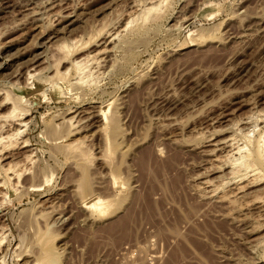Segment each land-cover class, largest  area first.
<instances>
[{"label": "rangeland", "instance_id": "374dc122", "mask_svg": "<svg viewBox=\"0 0 264 264\" xmlns=\"http://www.w3.org/2000/svg\"><path fill=\"white\" fill-rule=\"evenodd\" d=\"M135 1L147 0H0V116L5 97L20 100L31 146L0 155V166L25 170L0 188V264H38L43 248V264H264V180L220 202L245 184L231 165L246 150L213 152L233 133L242 148V135L264 130V0H165L122 31L138 18ZM104 25L119 36L52 57ZM96 52L79 80L71 61ZM31 55L41 60L30 65ZM98 112L113 119L105 135ZM76 142L87 162L62 149ZM78 195L109 203L98 214Z\"/></svg>", "mask_w": 264, "mask_h": 264}, {"label": "bare ground", "instance_id": "6f19581e", "mask_svg": "<svg viewBox=\"0 0 264 264\" xmlns=\"http://www.w3.org/2000/svg\"><path fill=\"white\" fill-rule=\"evenodd\" d=\"M165 0H157V1H153V0H147L146 1V3L145 2H143V6H142V3L140 4V2H137L136 3V1H135V4H134V6H136V5H141V10L139 11V14L137 13V15L136 16H138V18L137 17H135V18H133L134 16L132 15V17H129L128 19H126L127 20V22H125V24H122V25H124V27L121 29L122 31H123V29L124 28H126L127 26L129 27V25H132V23H134V21H136L137 19H139L140 17H141V19L142 20H148V17H149V15H151L152 14V12H154V11H156L157 10V8H158V6H160V4L162 3V2H164ZM131 3H133V2H131ZM139 3V4H138ZM164 4V3H163ZM166 6V5H165ZM140 7V6H139ZM162 7V6H161ZM134 8H136V10H137V7H134ZM162 9V8H161ZM135 11V10H134ZM161 11V10H160ZM137 12H138V10H137ZM155 13V12H154ZM153 13V14H154ZM158 14V13H157ZM129 15V14H128ZM135 15V14H134ZM154 16V15H153ZM157 16V15H156ZM150 18V17H149ZM140 19V20H141ZM139 20V21H140ZM154 20V19H153ZM142 22V21H141ZM105 23V22H104ZM104 23H102V25L104 24ZM145 23V22H144ZM106 24V23H105ZM139 24V23H138ZM42 25V24H41ZM111 25V24H110ZM118 26V25H117ZM121 27V26H120ZM131 27V26H130ZM115 28V27H114ZM113 28V30H116V29H114ZM88 30H90L89 28H88ZM113 30H111V32L109 31V30H107L106 29V26L104 25L103 27H101L99 30H95L96 32L95 33H93L92 31H94V30H91V32H92V34L90 35V33H89V35H88V33H86L87 35H88V37L86 36L85 38H86V40L85 39H83L82 40V38L80 39H73V40H71V41H64V42H62L61 44L59 43L58 45H56V46H53L52 47V50H51V53H52V51H53V53H52V57L53 56H56V60L55 61H61V60H64V59H67L68 58V56H70L71 54H76V53H78L80 50H83V48H85V47H87L88 46V44H90L91 42H93L92 40L94 39H96V38H94L95 36L96 37H99L100 38V36H101V38H102V36H103V38L105 39V41H104V43L103 44H106L107 42H110V41H113V39H116L117 37L116 36H119V35H117L119 32H120V30L119 31H115V32H113ZM124 30H126V29H124ZM129 31V30H128ZM131 31V30H130ZM40 32H42V31H40ZM132 32V31H131ZM43 34V33H42ZM41 35V34H40ZM85 36V35H84ZM116 37V38H115ZM85 40V41H84ZM96 46V45H95ZM81 52V51H80ZM54 54V55H53ZM79 54V53H78ZM100 54V52H96L95 53V55L93 54V55H86L84 58H82V59H76V60H74L73 59V61H71V65H70V67H69V69L71 68L72 70H74L75 72H76V74H77V76H79V80H81L82 79V76L84 75V73H85V71L87 70V68L89 67V66H87V64H90L89 62H91V63H94V62H96L97 61V58H98V56L97 55H99ZM21 55V54H20ZM19 55V56H20ZM36 55V54H35ZM35 55H31L30 56V61H29V59L27 60V62L29 61V64L31 65V64H35V63H37V62H39L40 60H41V58H39V57H37V56H40V55H37V56H35ZM11 56H13V55H11ZM10 56V57H11ZM28 56V55H27ZM16 57H18V55L16 56ZM49 58V57H48ZM55 59V58H54ZM31 62V63H30ZM98 63H99V61H98ZM97 64V63H96ZM95 64V65H96ZM57 65H58V63H57ZM56 65V66H57ZM97 65H99V64H97ZM96 65V66H97ZM33 66V65H32ZM52 66V65H51ZM53 66H55V65H53ZM91 66H93V65H91ZM57 68V67H56ZM98 68V67H97ZM54 69V68H53ZM69 69H67L68 71H69ZM94 70V69H93ZM99 70V69H98ZM65 71V70H64ZM88 71V70H87ZM28 72V71H27ZM65 72H67V71H65ZM70 72V71H69ZM32 73V71H30V73L28 72L27 73V78H34V77H32L33 75L31 74ZM35 73V72H34ZM40 73V72H39ZM38 73V74H39ZM87 73V72H86ZM35 74H37V73H35ZM69 74V73H68ZM88 75H89V71H88V73H87ZM67 75V74H66ZM86 75V74H85ZM84 75V76H85ZM91 75V74H90ZM29 76V77H28ZM54 77H56V78H58L57 80H60L59 79V77L62 79V81H63V78L62 77H64V75L62 74V73H59V71L58 70H55V72H54V75H53ZM83 76V79L84 80H86L85 79V77ZM56 78L54 79L53 77H52V79H54V80H56ZM65 79H67V78H65ZM64 79V80H65ZM77 79H78V77H77ZM82 79V80H83ZM88 79V78H87ZM93 79V78H92ZM91 80V79H90ZM26 82H28V81H26ZM78 82H81V81H78ZM84 82V81H83ZM82 82V83H83ZM87 82V81H86ZM30 83V82H29ZM53 83V82H52ZM54 83H56L55 81H54ZM28 84V83H27ZM78 84V83H77ZM93 84V83H92ZM30 86V85H29ZM28 88V87H27ZM30 88V87H29ZM6 96V95H5ZM10 98H11V96H10ZM16 98V97H15ZM12 99V98H11ZM11 99H9L8 97H5L4 98V101H5V103L6 102H10L9 104H10V111H9V113L8 114H6V117H2V116H0V120H3L4 122L6 121V122H8V119L7 118H12L13 119V121H12V119H11V123H13V127H11V128H8L9 130H7V131H3L1 128H2V126H5V124L3 125V121H2V125H0L1 127H0V155L1 154H5L6 152H8L9 150H13L15 147L17 148V147H20L21 149H27V148H30L31 146L29 145L30 144V142L28 141V139L27 138H20V136L21 135H23L22 134V132L24 131H22L21 129L22 128H24L25 129V127H26V123L27 122H25L24 121V119H23V116L25 117V113H26V111L25 110H23V109H21L22 107H20L19 106V101H18V103H17V100L16 99H14V100H16V101H12ZM8 104V105H9ZM2 105V104H1ZM4 106V105H3ZM24 106V105H23ZM2 108V107H1ZM28 112V111H27ZM262 113H264V112H262ZM261 113V114H262ZM98 114H99V112H98ZM98 114H96L95 113V116L97 115V117L99 118V119H101V120H99V121H101V124H100V127H99V133L101 134H104L105 135V133H106V128H107V125L109 124V123H111L112 121H113V119H110L111 117H107L105 114H102V113H100L99 115ZM113 114V113H112ZM260 114V115H261ZM27 115V114H26ZM257 115V114H256ZM110 116V115H109ZM115 117V116H114ZM256 117V116H255ZM257 117H259V115L257 116ZM2 118V119H1ZM4 118V119H3ZM65 118V117H64ZM92 118H93V116H92ZM248 118V117H247ZM260 119H258V120H256V123H257V121H259L260 120V122L262 121H264V114H262L260 117H259ZM248 119H250V118H248ZM252 119V118H251ZM254 119V118H253ZM257 119V118H256ZM10 120V119H9ZM74 120V117H68V118H66V120H64V121H62L64 124H67V127H68V125H69V128L71 129V127L73 126V124H75V122L73 121ZM76 120V119H75ZM246 120V119H245ZM79 121V120H78ZM253 121V120H252ZM115 122V121H114ZM246 122V121H245ZM79 123V122H78ZM246 123H248V120H247V122ZM255 123V122H254ZM62 124V123H61ZM63 124V125H64ZM113 124V123H112ZM237 124V123H236ZM235 124V125H236ZM241 124V123H240ZM242 124H244L243 122H242ZM263 124H264V122H263ZM110 125V124H109ZM108 125V126H109ZM234 125V126H235ZM238 125V124H237ZM257 125V124H256ZM11 125H9V127H10ZM244 126V125H243ZM261 126V125H260ZM6 127V126H5ZM4 127V128H5ZM66 127V126H65ZM73 127H76V126H73ZM110 127V126H109ZM108 127V128H109ZM112 127H113V125H112ZM259 127V126H258ZM257 127V128H258ZM69 128H67V129H69ZM237 128V127H236ZM241 128V127H240ZM254 128V127H253ZM257 128H256V130H257ZM57 129V128H56ZM61 129V128H60ZM251 129V128H250ZM260 129V128H259ZM76 130V129H75ZM240 130V129H239ZM252 130V129H251ZM68 131V130H67ZM241 131V130H240ZM235 132V131H234ZM252 132V131H251ZM24 133V132H23ZM68 133H69V131H68ZM249 134V133H248ZM67 135V134H66ZM234 133H233V135H230V136H228L227 138H224L223 140H220V141H218V142H216L214 145H213V152H225L226 154H227V156L229 157V155L230 156H233V155H236V154H238V153H240V152H242V151H244V150H246V153H245V155L244 156H242V157H240L241 155V153L240 154H238L239 156H238V161H240L241 160V163L239 162V164H238V162H233V163H235V165H233L232 163H230V164H232L231 165V167H233V166H237V167H239V168H237V167H234V168H237L238 169V175H240L239 173L240 172H242V175H240L239 177L241 178V180L240 181H242V180H244V185H238V186H236V188L234 189V190H232V193H230V194H227V193H225V194H222L221 195V197H220V202H223V203H228V202H230L231 201V198L233 197L234 198V196H238V195H241L242 193H243V191L245 190V188H249L248 186H250V184H252V183H254L255 184V182L256 181H259V182H261L260 180H264V130L262 131V132H260L259 134H258V136H257V138H255V139H251V138H249L248 136H246V135H242V137H243V141H244V146L241 148H239V147H234ZM63 136V135H62ZM103 136V135H102ZM57 140L56 141H58V138H56ZM61 139V138H60ZM54 140V139H53ZM113 140V139H112ZM240 141V140H239ZM237 142V141H236ZM235 142V143H236ZM81 143L79 142H76L75 144L74 143H70V144H66V145H64V146H62L63 148L62 149H64V151L66 152V153H68V155L69 156H72L73 158H75L76 160H78V161H83V163H84V161H86L87 160V157L89 158L90 156H87V153H88V151L87 152H85L82 148H79V145H80ZM240 144V143H239ZM82 145V144H81ZM111 145V144H110ZM112 146V145H111ZM104 147H105V145H104ZM103 147V148H104ZM251 148V150H250V148ZM112 148V147H111ZM248 148V149H247ZM61 149V150H62ZM82 151H81V150ZM60 150V151H61ZM106 150V149H105ZM104 150V152H106ZM117 150V149H116ZM115 150V151H116ZM119 150V149H118ZM26 151V150H25ZM63 151V152H64ZM161 151V150H160ZM30 152V151H29ZM103 152V153H104ZM242 153H244V152H242ZM31 154V153H30ZM30 154H28L27 152L25 153V154H23V156L21 155V159H23V163L25 162L26 164L28 163L29 164V162H31V160H32V157H31V155ZM89 154V153H88ZM106 154H107V152H106ZM122 154V153H121ZM225 154V155H226ZM224 155V156H225ZM243 155V154H242ZM107 157V156H106ZM106 157H103V158H106ZM223 157V156H222ZM228 157L226 158L227 160H229L228 159ZM72 158V159H73ZM217 158V157H216ZM9 159H11V158H9ZM215 159V158H214ZM221 159V158H220ZM223 159V158H222ZM225 159V158H224ZM240 159V160H239ZM261 160V162H259L260 160ZM218 160V159H217ZM259 160V161H258ZM78 161H76V162H78ZM88 161V160H87ZM86 161V162H87ZM106 162V161H105ZM108 162V161H107ZM228 162V161H227ZM230 162V161H229ZM258 163V164H257ZM33 164V163H32ZM79 164V163H78ZM86 164V163H85ZM88 164V163H87ZM226 164V163H225ZM19 165V164H18ZM227 165V164H226ZM221 167V166H220ZM226 166H224V168H225ZM24 168H26V167H24ZM82 168V167H81ZM234 168H230V169H232V170H230V172H232L233 174H235L234 172L235 171H237V169H234ZM83 170V169H82ZM235 170V171H234ZM22 171L23 172H25V170H21V169H19L18 168V166H17V164H15V165H13V164H8L7 166H0V188H2V190H4V189H6V187L7 186H11L12 184H13V182H14V180L15 179H18V180H20L19 178H20V176H21V173H22ZM220 171V170H219ZM26 172H27V170H26ZM28 173V172H27ZM82 174H83V176H84V171H82L81 172ZM80 173V174H81ZM23 174V173H22ZM24 175V174H23ZM22 177V176H21ZM226 177V176H225ZM234 177V176H233ZM236 177V176H235ZM81 178V177H80ZM79 178V179H80ZM238 178V177H237ZM228 179V178H227ZM17 180V181H18ZM231 180V179H230ZM239 180V179H238ZM85 181V180H84ZM214 181V180H213ZM235 181V180H234ZM20 182V181H19ZM212 182V181H211ZM238 182V181H237ZM15 183H18V182H15ZM231 183V182H230ZM242 183V182H241ZM228 184V183H227ZM232 184V183H231ZM234 184H238V183H234ZM240 184V183H239ZM78 185H82V184H80V182H79V184H77V186ZM230 185V184H229ZM202 186V188H203V190H205V192L206 191H210V192H207V193H211V191H213V190H215V188L212 186V183H210L208 180L207 181H203V182H201L200 183V187ZM31 187V186H30ZM80 188V187H79ZM83 188V187H82ZM81 188V189H82ZM10 189H11V187H10ZM29 189H31V188H29ZM76 189V188H75ZM199 189V188H198ZM201 189V188H200ZM218 189V188H217ZM2 190L0 189V196L2 195V196H5V194H3L2 193ZM14 190V189H13ZM78 190V189H77ZM80 190V189H79ZM202 190V189H201ZM200 190V191H201ZM5 191V190H4ZM83 191V190H82ZM198 191V190H197ZM234 191V192H233ZM80 193V192H79ZM84 193V192H83ZM90 193V192H89ZM200 193V192H199ZM212 193H214V192H212ZM217 193H219L218 191H217ZM81 194V193H80ZM214 194H216V192L214 193ZM7 195V194H6ZM90 195V194H89ZM79 196V195H78ZM77 196V197H78ZM91 197H92V195H90ZM89 196V198H87V197H82V195L81 196H79V197H82V199H81V205H83L84 206V208L85 209H87V210H91V211H93V212H96V213H98V214H100V213H103V210L105 209V206L106 205H108V203L109 202H102L100 199H98V198H96L95 200H93V201H89L90 200V197ZM207 196V195H206ZM204 197V196H203ZM211 197H213V196H211ZM4 198V197H3ZM5 198H7V197H5ZM209 198V197H208ZM215 198V197H214ZM1 199V198H0ZM205 199H206V197H205ZM4 200V199H3ZM6 200V199H5ZM5 200H4V202H5ZM263 201V200H262ZM5 204V203H4ZM257 204V203H256ZM262 208L263 209V211H264V203H262V204H260V205H258L257 206V208ZM229 215V214H228ZM43 217V216H42ZM42 219V218H41ZM2 230L3 229H1L0 228V233L2 232ZM34 234V233H33ZM1 238V237H0ZM36 238V237H35ZM41 239V238H40ZM48 240V239H47ZM46 240V241H47ZM2 241V240H1ZM40 241V240H39ZM42 241V240H41ZM49 241V240H48ZM260 242V241H259ZM262 242H264V239H263V241ZM261 244H264V243H261ZM36 245V244H35ZM34 245V246H35ZM48 246V245H47ZM257 247V246H256ZM259 247V246H258ZM43 248V247H42ZM46 248V247H45ZM44 250V251H43ZM43 250H42V256H41V258H40V260H38V264H43V262L42 261H46V258H47V256L49 255V252H48V250H46L45 251V249L43 248ZM26 252V251H25ZM48 253V254H47ZM51 253V252H50ZM52 254V253H51ZM52 256V255H51ZM50 256V257H51ZM49 257V256H48ZM34 258V257H33ZM37 259V258H36ZM49 259V258H48ZM52 259H53V257H52ZM48 262H50V261H48ZM0 263H1V261H0ZM37 263V262H36ZM46 264V263H45ZM49 264V263H48ZM52 264V263H51Z\"/></svg>", "mask_w": 264, "mask_h": 264}]
</instances>
